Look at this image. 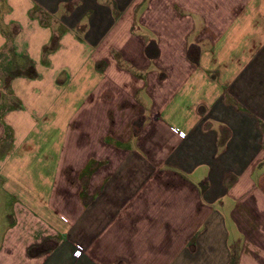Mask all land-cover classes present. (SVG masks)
<instances>
[{"label": "crops", "instance_id": "obj_1", "mask_svg": "<svg viewBox=\"0 0 264 264\" xmlns=\"http://www.w3.org/2000/svg\"><path fill=\"white\" fill-rule=\"evenodd\" d=\"M263 176L264 0H0V264H231Z\"/></svg>", "mask_w": 264, "mask_h": 264}, {"label": "rangeland", "instance_id": "obj_2", "mask_svg": "<svg viewBox=\"0 0 264 264\" xmlns=\"http://www.w3.org/2000/svg\"><path fill=\"white\" fill-rule=\"evenodd\" d=\"M147 49L148 45L145 47L144 51L146 52ZM116 98L117 96H111V110L109 112L110 118H113L115 114H120L122 115V118L126 117L125 122H127V116L130 112L126 113V111H118L124 103L117 102ZM83 114H85V112H83ZM100 116L101 112H98L95 116V121L100 122ZM85 129V126L71 127V129L67 132V135H80L84 133ZM138 129L139 128L136 126L130 127L123 125L111 127H103L101 125L94 126L92 129H89V131L93 133L94 151L96 152L101 150L102 137L110 135L109 144L117 145L111 142L113 140L111 138L112 134L115 136L121 134H130L135 136V134L137 135L139 131ZM259 182L260 183L258 184H256V182L254 186L250 185L249 187H245L244 191L242 190L239 196H237V205L233 216L240 238L239 235L235 233L230 223H228L230 229V244H236L231 257V264H264V176ZM247 260H250L251 262L248 263L249 261Z\"/></svg>", "mask_w": 264, "mask_h": 264}, {"label": "built area", "instance_id": "obj_3", "mask_svg": "<svg viewBox=\"0 0 264 264\" xmlns=\"http://www.w3.org/2000/svg\"><path fill=\"white\" fill-rule=\"evenodd\" d=\"M175 132L178 134V136L180 138H184V134L180 133L178 130H175ZM83 255V250H81L80 248H76L72 254V257L75 259V260H78L81 258V256Z\"/></svg>", "mask_w": 264, "mask_h": 264}, {"label": "trees", "instance_id": "obj_4", "mask_svg": "<svg viewBox=\"0 0 264 264\" xmlns=\"http://www.w3.org/2000/svg\"><path fill=\"white\" fill-rule=\"evenodd\" d=\"M27 68H26V72H27V77L33 79L36 77L34 70H33V65L29 62L26 63ZM30 254H32V251L30 252Z\"/></svg>", "mask_w": 264, "mask_h": 264}]
</instances>
